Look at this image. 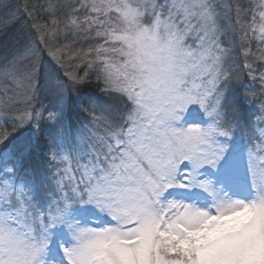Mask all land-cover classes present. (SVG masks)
<instances>
[{
	"label": "snow or ice",
	"instance_id": "6c2138e0",
	"mask_svg": "<svg viewBox=\"0 0 264 264\" xmlns=\"http://www.w3.org/2000/svg\"><path fill=\"white\" fill-rule=\"evenodd\" d=\"M0 264H264V0H0Z\"/></svg>",
	"mask_w": 264,
	"mask_h": 264
},
{
	"label": "rangeland",
	"instance_id": "374dc122",
	"mask_svg": "<svg viewBox=\"0 0 264 264\" xmlns=\"http://www.w3.org/2000/svg\"><path fill=\"white\" fill-rule=\"evenodd\" d=\"M15 4L24 5L25 3H28L29 0H13ZM34 2V0H32ZM94 78V77H93ZM52 102V97L48 95L46 92L41 91L38 94L36 106L39 107V105L43 104L45 106H48Z\"/></svg>",
	"mask_w": 264,
	"mask_h": 264
},
{
	"label": "trees",
	"instance_id": "16d2710c",
	"mask_svg": "<svg viewBox=\"0 0 264 264\" xmlns=\"http://www.w3.org/2000/svg\"><path fill=\"white\" fill-rule=\"evenodd\" d=\"M94 79V78H93ZM75 119V117H73Z\"/></svg>",
	"mask_w": 264,
	"mask_h": 264
}]
</instances>
